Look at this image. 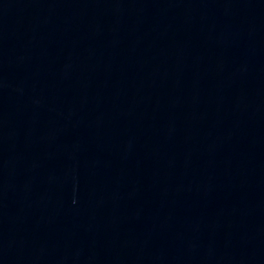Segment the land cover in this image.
<instances>
[{
    "label": "water",
    "instance_id": "1",
    "mask_svg": "<svg viewBox=\"0 0 264 264\" xmlns=\"http://www.w3.org/2000/svg\"><path fill=\"white\" fill-rule=\"evenodd\" d=\"M264 179V0H0V197L156 203Z\"/></svg>",
    "mask_w": 264,
    "mask_h": 264
}]
</instances>
